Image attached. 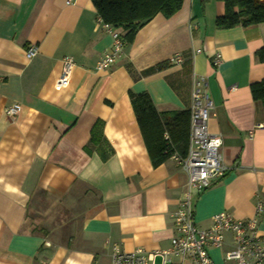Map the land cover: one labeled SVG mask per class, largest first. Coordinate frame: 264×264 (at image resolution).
Returning a JSON list of instances; mask_svg holds the SVG:
<instances>
[{
	"label": "crops",
	"instance_id": "1",
	"mask_svg": "<svg viewBox=\"0 0 264 264\" xmlns=\"http://www.w3.org/2000/svg\"><path fill=\"white\" fill-rule=\"evenodd\" d=\"M223 8L184 0L96 72L112 40L91 0H0V264H111L114 246L167 249L187 175L169 159L152 167L129 96L147 93L158 113L185 111L196 77L207 81L208 132L222 140L227 171L192 193V219L205 228L220 212L254 217L264 205V110L250 86L264 80V25L216 29ZM175 55L180 65L146 73ZM67 56L74 67L58 86Z\"/></svg>",
	"mask_w": 264,
	"mask_h": 264
},
{
	"label": "built area",
	"instance_id": "2",
	"mask_svg": "<svg viewBox=\"0 0 264 264\" xmlns=\"http://www.w3.org/2000/svg\"><path fill=\"white\" fill-rule=\"evenodd\" d=\"M96 27H101L110 35L112 43L95 63L96 72H106L112 68L122 55L125 42L120 32L106 24L98 16ZM35 47L26 51V58L36 55ZM220 55L213 57L212 64L217 67ZM170 65H180L182 59L175 55L169 59ZM74 67L70 57L62 59V72L58 86L65 85ZM191 103L189 106V140L185 157L177 154L167 141L168 159L175 162L187 175L185 191L180 198L179 206L171 215L175 235L170 246L164 250L146 251L142 248L131 252L122 251L114 246L111 264H214L210 251L228 248L223 253L226 264H264V234L257 231L258 219L264 212V205L256 203L254 217L238 220L228 212H220L210 217L209 225L199 227L193 218L191 195L204 191L213 179H220L227 171L220 152L222 140L208 132V119L213 108L208 94L207 81L204 77L193 79ZM18 106L7 108L6 115L14 117ZM256 128H261L257 125ZM167 140V134L164 135ZM172 150V151H171Z\"/></svg>",
	"mask_w": 264,
	"mask_h": 264
},
{
	"label": "trees",
	"instance_id": "3",
	"mask_svg": "<svg viewBox=\"0 0 264 264\" xmlns=\"http://www.w3.org/2000/svg\"><path fill=\"white\" fill-rule=\"evenodd\" d=\"M91 1L102 21L118 30L124 42L129 44L144 24L158 14L165 18L172 17L181 9L184 0ZM222 1L224 14L216 18V29L264 25V0ZM256 56L257 60L264 63V47L257 51ZM168 66L169 63H160L146 73L158 72ZM250 93L252 99L260 102L264 110V80L252 84ZM129 98L152 167L168 160L167 141L177 154L185 157L189 140V111L158 113L147 93L130 94Z\"/></svg>",
	"mask_w": 264,
	"mask_h": 264
},
{
	"label": "rangeland",
	"instance_id": "4",
	"mask_svg": "<svg viewBox=\"0 0 264 264\" xmlns=\"http://www.w3.org/2000/svg\"><path fill=\"white\" fill-rule=\"evenodd\" d=\"M218 252H210V258L212 259L213 263L214 264H226L223 260V253H224V249H220V250H217ZM156 264H159V260L156 259Z\"/></svg>",
	"mask_w": 264,
	"mask_h": 264
}]
</instances>
